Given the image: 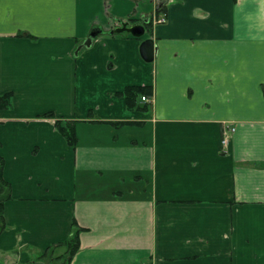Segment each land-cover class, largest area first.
Instances as JSON below:
<instances>
[{"label": "crops", "instance_id": "1", "mask_svg": "<svg viewBox=\"0 0 264 264\" xmlns=\"http://www.w3.org/2000/svg\"><path fill=\"white\" fill-rule=\"evenodd\" d=\"M127 20L153 24L111 34ZM129 85L153 86L149 112ZM263 85L264 0H0V264H47L73 219L70 264H264Z\"/></svg>", "mask_w": 264, "mask_h": 264}, {"label": "trees", "instance_id": "2", "mask_svg": "<svg viewBox=\"0 0 264 264\" xmlns=\"http://www.w3.org/2000/svg\"><path fill=\"white\" fill-rule=\"evenodd\" d=\"M160 10V9H159ZM130 20L124 21L122 24L114 27L111 31L112 35H116L121 32H128ZM145 27V30L149 29V25H152V20L139 21ZM135 25V24H134ZM133 26V25H131ZM130 26V27H131ZM19 36H25L24 33H19ZM264 91V85H263ZM154 89L152 85H129L122 91L116 93L117 96L123 97L126 102V106L132 111L149 112L152 108V97ZM149 97L150 101H142V97ZM13 95L11 92L0 95V109H9L13 107L12 101ZM46 118H54L53 112H46L41 115ZM55 127L65 138L67 143L72 147H77L79 143V137L77 134L76 120L69 119H55ZM118 124V123H114ZM4 157L0 156V234L6 228V222L4 217L5 204L11 199L12 187L4 177ZM85 230L80 226L76 219H73L70 235L64 241L55 243L49 246L44 253L39 255L38 260H43L47 264H70L80 249V234Z\"/></svg>", "mask_w": 264, "mask_h": 264}, {"label": "water", "instance_id": "3", "mask_svg": "<svg viewBox=\"0 0 264 264\" xmlns=\"http://www.w3.org/2000/svg\"><path fill=\"white\" fill-rule=\"evenodd\" d=\"M128 31L133 36L142 37L145 34V27L142 24H135L128 28ZM156 46L153 39H145L140 45V53L144 60L150 62L154 59L156 54Z\"/></svg>", "mask_w": 264, "mask_h": 264}, {"label": "built area", "instance_id": "4", "mask_svg": "<svg viewBox=\"0 0 264 264\" xmlns=\"http://www.w3.org/2000/svg\"><path fill=\"white\" fill-rule=\"evenodd\" d=\"M154 23H164L166 21V17L161 16V17H156L154 15ZM151 99L149 97L143 96L142 101H150ZM235 128L233 126L229 125H223L222 129V144L227 145L230 141V138L234 132Z\"/></svg>", "mask_w": 264, "mask_h": 264}]
</instances>
